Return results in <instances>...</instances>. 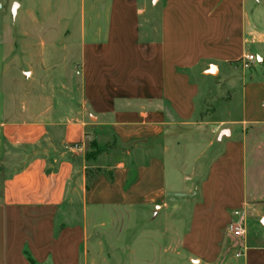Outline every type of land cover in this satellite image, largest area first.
I'll return each instance as SVG.
<instances>
[{"label":"crops","instance_id":"obj_1","mask_svg":"<svg viewBox=\"0 0 264 264\" xmlns=\"http://www.w3.org/2000/svg\"><path fill=\"white\" fill-rule=\"evenodd\" d=\"M6 2L0 264H141L135 232L167 264H264V133L247 129L264 125V0ZM45 48L60 63L27 52Z\"/></svg>","mask_w":264,"mask_h":264},{"label":"rangeland","instance_id":"obj_2","mask_svg":"<svg viewBox=\"0 0 264 264\" xmlns=\"http://www.w3.org/2000/svg\"><path fill=\"white\" fill-rule=\"evenodd\" d=\"M16 7H17V3H14L13 9H12V12H11L8 2H6L4 4V10L3 11L1 10L2 8L0 6V27L4 23H8L10 25H15L16 24L14 16H13L15 14ZM10 13H13V14L10 15ZM4 14H8L9 15V16L7 15L8 17L6 16L7 18H6L5 21H4ZM0 31H1V28H0ZM27 52H30V53L36 52L38 54H40V52H42V53L45 52V57H46V60H47L45 64L48 65V68H50V66H49L50 60H51V62H55L57 64L60 63V58H58V57H60V55L58 54V57H55V52L56 53L58 52L57 50H54V49H51V48H45L43 50L42 49H36V50L30 49V50H27ZM256 63H257V61H256ZM45 64H44V66H46ZM26 67H28V66H26ZM203 87L204 86L202 85V88ZM218 89H219V91L222 90V89H220V87ZM209 93L210 92L208 91L206 105L203 107V111H204L205 114L210 111L211 106H212V108L213 107H220V104H221L222 99H223V97H221L220 94H219L218 97H217V95H214V96L211 97L209 95ZM214 104H216V105L214 106ZM247 129H249L251 131L250 132L251 135H253V134L257 135L258 133H261V132L264 133V125L263 124L262 125L247 126ZM209 131H211L210 127H208L205 130L196 129L195 131H192V130L188 131L187 128H185L184 130L178 131V134L177 135L175 134L173 140H174V143H176L179 146L183 142V140H185L184 136L182 135V134H184L186 138H191V139L193 138L192 140H197L198 142H200L201 140H203V138L206 136V134ZM261 143L263 144V141ZM194 148L195 147H193V149ZM202 148H203V145H201V149ZM193 149H192L191 153L192 152L194 153ZM196 149H198V148H196ZM192 154H190L189 157H191ZM170 170H173L172 166H170ZM205 171H206V165L203 164L202 171H199V174H201V175L196 176V182L199 180V178L203 175V173ZM101 215H103V217H105V218H102ZM106 215H108V216H106ZM95 216H100V218L95 221V224H99L100 222L107 221V219L110 216V211L103 212V214H99V215H95ZM135 234H137V238L133 235L132 239H134V240H131L132 242H130V241L126 242L127 243V251L129 249H133L137 254H139V255L142 254V255L146 256V259L143 260L144 263H141V264H167L166 260H168V257L162 251L163 250V246H162L163 241L162 240L147 239L143 232L142 233L135 232ZM102 236H103V240H104V242L106 244L107 254L112 255L113 254V249H114L113 248V244L116 241L115 240L116 239L115 236H114L115 239L109 234H107V235L102 234ZM129 238H130V235L128 236V240H129ZM124 251L126 252V250H124ZM114 258H115L114 256L110 257V260H111L110 263L111 264H115ZM143 258H145V257H143ZM99 264H106V263H104L101 260V262ZM134 264H136V262H134ZM137 264H139V263H137Z\"/></svg>","mask_w":264,"mask_h":264},{"label":"built area","instance_id":"obj_3","mask_svg":"<svg viewBox=\"0 0 264 264\" xmlns=\"http://www.w3.org/2000/svg\"><path fill=\"white\" fill-rule=\"evenodd\" d=\"M253 60L254 56L252 54H247L242 60V64L244 67L248 68ZM74 146H77V144H74ZM229 229L235 234H241L243 232L242 226L240 224L231 223L229 225Z\"/></svg>","mask_w":264,"mask_h":264},{"label":"trees","instance_id":"obj_4","mask_svg":"<svg viewBox=\"0 0 264 264\" xmlns=\"http://www.w3.org/2000/svg\"><path fill=\"white\" fill-rule=\"evenodd\" d=\"M86 174H87V185H88V182H90L95 177L97 172H93L92 170L87 169Z\"/></svg>","mask_w":264,"mask_h":264}]
</instances>
